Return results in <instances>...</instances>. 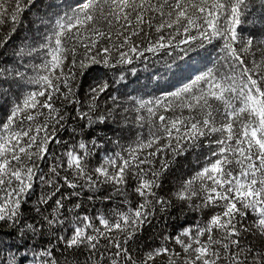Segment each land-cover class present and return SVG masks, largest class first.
<instances>
[{"label": "snow or ice", "instance_id": "snow-or-ice-1", "mask_svg": "<svg viewBox=\"0 0 264 264\" xmlns=\"http://www.w3.org/2000/svg\"><path fill=\"white\" fill-rule=\"evenodd\" d=\"M0 264H264V0H0Z\"/></svg>", "mask_w": 264, "mask_h": 264}, {"label": "trees", "instance_id": "trees-1", "mask_svg": "<svg viewBox=\"0 0 264 264\" xmlns=\"http://www.w3.org/2000/svg\"><path fill=\"white\" fill-rule=\"evenodd\" d=\"M111 134V133H110Z\"/></svg>", "mask_w": 264, "mask_h": 264}]
</instances>
